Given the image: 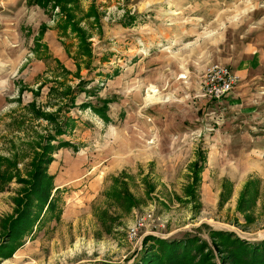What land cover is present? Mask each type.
I'll list each match as a JSON object with an SVG mask.
<instances>
[{"label": "rangeland", "instance_id": "1", "mask_svg": "<svg viewBox=\"0 0 264 264\" xmlns=\"http://www.w3.org/2000/svg\"><path fill=\"white\" fill-rule=\"evenodd\" d=\"M69 1L67 14L3 4L20 15L0 70L15 83L0 111V264L138 263L152 235L125 231L144 210L165 224L153 237L199 239L189 263L256 264L239 245L264 241V184L211 158H227L231 110L206 101L201 76L264 50V0Z\"/></svg>", "mask_w": 264, "mask_h": 264}, {"label": "crops", "instance_id": "2", "mask_svg": "<svg viewBox=\"0 0 264 264\" xmlns=\"http://www.w3.org/2000/svg\"><path fill=\"white\" fill-rule=\"evenodd\" d=\"M10 1L15 2L16 0H0V7H2L0 8V70L6 67L7 62H10L6 59V53L13 51L14 47L10 43L12 38L8 35L19 31L20 13L17 10L3 12V8L6 7L3 4L10 3ZM42 32L45 35V31ZM41 37L43 36L39 34L36 38L34 37L35 47L42 39ZM227 66L238 77L230 95L225 99L231 110V117L225 122L227 158H220L214 149L211 158L217 165H228L230 174L235 175L237 179L238 173L244 172L248 180L258 178L264 184V50L252 51L246 56L231 60ZM4 73L0 71V111L6 107L8 88L15 86L13 77ZM241 126L243 131H238V127ZM176 148H171L170 151H175ZM189 162H191L189 164L191 174L193 162ZM55 170L56 168H53V172ZM58 178L64 179L62 176ZM190 178L189 183L192 182V174ZM230 179L231 182L234 181V177Z\"/></svg>", "mask_w": 264, "mask_h": 264}, {"label": "trees", "instance_id": "3", "mask_svg": "<svg viewBox=\"0 0 264 264\" xmlns=\"http://www.w3.org/2000/svg\"><path fill=\"white\" fill-rule=\"evenodd\" d=\"M70 1L69 0H29V3L31 4H38L41 8H43L45 11H49L48 9H50L52 11V9H54V7L56 6H60V9L62 12L66 13L68 11H71L70 8H67L66 5H68ZM50 7V8H49ZM69 16L65 15V24L64 27H66L67 25H72L73 27H75L73 23H71V19L68 18ZM45 26H43L42 31L44 29ZM63 28V27H62ZM41 31V30H40ZM39 31V32H40ZM37 46V44H36ZM92 108L94 111H96L97 113H99L101 115V117L104 119H108L107 115L104 113V108H100V107H96L94 105H92ZM33 109V108H32ZM38 114V111H37ZM42 114V113H40ZM56 132H59V130H57ZM50 140H53V136H51ZM53 147V146H51ZM52 152V150H51ZM200 160H196L192 163V167H191V174L193 175L192 178V182L189 183L188 187H187V191L190 194H193V184H197L199 183L200 180V176L199 173L202 171L204 165H205V155L204 152H202V155L200 157ZM200 161V162H199ZM41 174L39 173L36 177H35V181L32 183V194L36 193L37 190L39 189L40 185H41V179H39V176ZM193 183V184H192ZM248 184V182L244 185L242 192L239 195V199L236 203V206L238 209L242 208V205L240 204L243 198V195L245 194V187ZM132 197H130V195H128L127 201L129 202V205H132ZM223 201V197L220 195V198L218 200V205L221 204V202ZM25 206H32L31 203H26ZM21 215V217H23V212L19 213ZM15 218V217H14ZM14 218H11L10 223L15 221ZM11 230L8 231V234H10ZM211 236L213 235V237H220L221 235H224L225 232L223 231H212L210 232ZM232 235V234H231ZM230 235V236H231ZM235 240L234 241H240L241 239L237 238V237H233ZM145 240H148L150 242H152V244H150L151 246H149V248H145L144 251L142 252V254L140 255V259L138 261V263H134V264H156L160 262H164V263H169V264H177V263H183V264H195L193 263L194 261L190 262V256L191 255V251L192 248L194 246L195 243H197L199 241V239H196L194 237H188L185 239H172V240H166V239H162L159 237H153V236H147L145 238ZM238 243V242H237ZM245 243V242H244ZM243 241H240L239 245L240 247L245 248L244 252H248L251 254L250 260L253 262H256V264H264V241L259 242L257 244L254 245V243H252V245H246L244 244ZM202 245H197L196 249L201 248ZM250 250V252H249ZM261 250L260 253H262V256L260 258H258V255L256 256L255 252ZM202 260H204V256L201 257ZM164 260V261H163ZM205 263V262H203ZM210 262H208L207 264H209Z\"/></svg>", "mask_w": 264, "mask_h": 264}, {"label": "built area", "instance_id": "4", "mask_svg": "<svg viewBox=\"0 0 264 264\" xmlns=\"http://www.w3.org/2000/svg\"><path fill=\"white\" fill-rule=\"evenodd\" d=\"M201 78V94L206 101L215 104L226 99L238 81L236 73L227 65L219 62L208 65ZM153 214L152 210H144L135 214L125 231L128 241L138 243L143 235H161L160 229H163L165 224Z\"/></svg>", "mask_w": 264, "mask_h": 264}]
</instances>
